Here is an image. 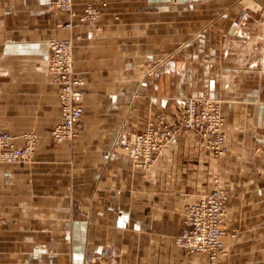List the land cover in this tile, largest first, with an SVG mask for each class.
Masks as SVG:
<instances>
[{
  "label": "crops",
  "instance_id": "0c3cea01",
  "mask_svg": "<svg viewBox=\"0 0 264 264\" xmlns=\"http://www.w3.org/2000/svg\"><path fill=\"white\" fill-rule=\"evenodd\" d=\"M52 1L0 0V129L38 135L29 161L0 163V264H211L175 237L217 174L229 192L218 264H264V35H235L234 20L227 35H181L183 12L193 24L191 8L214 0H73L71 13ZM233 2L242 24L264 20V0ZM91 3L103 17L83 23ZM56 37L74 41L84 81L77 136L61 143ZM187 96L222 103L226 153L180 130L151 166L136 165L121 143L161 115L182 120Z\"/></svg>",
  "mask_w": 264,
  "mask_h": 264
},
{
  "label": "built area",
  "instance_id": "2783aa9c",
  "mask_svg": "<svg viewBox=\"0 0 264 264\" xmlns=\"http://www.w3.org/2000/svg\"><path fill=\"white\" fill-rule=\"evenodd\" d=\"M89 7H92L89 5ZM72 11L73 0H53L49 9ZM71 28L70 22L63 23ZM49 69L58 76L61 85L60 107L62 121L52 130L55 141L72 140L77 135V125L84 115L83 79L74 67V41L71 38H57L49 41ZM184 104L183 120L177 126H171L164 115L158 124L138 133L133 140L123 141L121 147L128 153L136 165L151 166L165 145L180 130H190L201 134L205 144L217 156L227 151L225 135V115L219 101L211 98L200 99L190 96L182 101ZM24 138L25 144L17 143ZM36 133L23 136L14 135L0 129V163L22 162L30 157L36 149ZM229 199L228 190L219 182L206 192L197 202L186 206L185 225L175 243L188 253H205L211 263L216 264L221 255L227 254L224 243L226 235V206Z\"/></svg>",
  "mask_w": 264,
  "mask_h": 264
},
{
  "label": "rangeland",
  "instance_id": "374dc122",
  "mask_svg": "<svg viewBox=\"0 0 264 264\" xmlns=\"http://www.w3.org/2000/svg\"><path fill=\"white\" fill-rule=\"evenodd\" d=\"M214 1H215V4H217V6H215L213 9L209 8V11H207L208 9L205 6V4H203L202 6H199L197 8H191V12H189V13L194 12V16L196 19L195 23L192 22L193 24L189 23L190 14L183 12V14L181 15L180 23H179L180 29H181V35H205V31H207V30L210 31V32H208L210 35H227V33H226L227 27H228L227 23L229 20L230 21L234 20L235 23H237L235 35H264V20H262L261 22H258V20L260 19V16L258 17V19H257V17L256 18L251 17V20H249V21L247 20L245 22V24H242L243 20L240 18L241 15H239V13H238V8L233 7V8L229 9V7H228L229 4L232 5L234 3L233 2L234 0H214ZM262 4L263 3H258V7H260L259 5H261L264 8V5H262ZM89 5H91L92 7H89ZM89 5L87 7H85L83 9L81 15H79V20L82 21L83 23H89V22L90 23H97L103 17L104 12L100 7L95 6L93 3H91ZM61 10H63V9H61ZM68 12L71 13L70 11H68ZM62 24L60 25L61 27L66 28V29H70L69 27H66L65 24L62 26ZM72 26H71V28H72ZM239 27H240V30H238ZM167 34H169V33H167ZM57 38L58 37L52 38V39H57ZM65 38H70V37H65ZM59 97H60V94H59ZM187 97H190V96H187ZM187 97L183 98L182 101L184 99H186ZM198 98L205 99L206 97H198ZM211 99H214V98H211ZM215 100L219 101L218 99H215ZM182 101H181V106H182L181 110H182V115H183V113H184L183 112V110H184L183 104L184 103ZM220 104L222 106L221 102H220ZM164 116L171 126H177L183 120V117H182V120H180L179 122L171 123L169 118L166 116V114H164ZM159 119L156 122H152L150 125L158 124ZM52 138H53V135H52ZM202 138H203V136H202ZM74 139L75 138H73L72 140H74ZM171 140L169 142H171ZM203 140H204V138H203ZM53 141L55 143H61V142L55 141L54 138H53ZM37 144H38V135H37V140H36V148H37ZM35 151H36V149H35ZM33 156H34V154L32 155V157ZM215 156L220 157L221 155L220 156L215 155ZM32 157H30L29 159H27L25 161H29ZM25 161H22V162H25ZM213 180L214 181L212 184V188L215 186V183H217V181L219 182V184H221V177L219 174L215 175ZM184 223H185V219H184ZM224 243H225V237H224ZM225 246H226V244H225ZM220 257H219V259H220ZM219 259H218L216 264H218ZM211 264H213V263H211Z\"/></svg>",
  "mask_w": 264,
  "mask_h": 264
}]
</instances>
